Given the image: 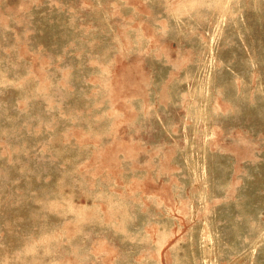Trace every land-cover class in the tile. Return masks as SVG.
<instances>
[{"label": "rangeland", "instance_id": "1", "mask_svg": "<svg viewBox=\"0 0 264 264\" xmlns=\"http://www.w3.org/2000/svg\"><path fill=\"white\" fill-rule=\"evenodd\" d=\"M0 264H264V0H0Z\"/></svg>", "mask_w": 264, "mask_h": 264}]
</instances>
